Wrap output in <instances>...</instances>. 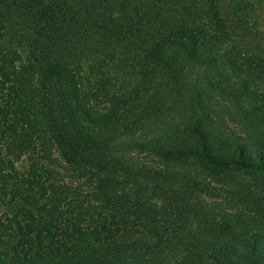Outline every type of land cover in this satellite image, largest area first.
I'll list each match as a JSON object with an SVG mask.
<instances>
[{"label":"trees","instance_id":"1","mask_svg":"<svg viewBox=\"0 0 264 264\" xmlns=\"http://www.w3.org/2000/svg\"><path fill=\"white\" fill-rule=\"evenodd\" d=\"M109 3L108 15L90 5L82 18L101 48L88 74L78 56L23 60L17 47L0 43V205L7 209L0 264H264V226L210 207L203 195L213 187L202 176L140 166L116 149L123 133L172 112L160 85H179L188 67L204 64L227 82L235 120L259 135L249 145L232 142L213 121L194 116L161 136L156 153L210 176L260 177L264 186V103L257 104L264 75L236 57L220 60L244 15L226 0ZM118 61L142 75L143 95L110 92ZM105 96L116 98L118 109L101 112ZM49 144L92 190L56 180L42 162L52 159ZM26 153L41 159L21 172L15 161ZM246 203L264 210L253 196Z\"/></svg>","mask_w":264,"mask_h":264},{"label":"rangeland","instance_id":"2","mask_svg":"<svg viewBox=\"0 0 264 264\" xmlns=\"http://www.w3.org/2000/svg\"><path fill=\"white\" fill-rule=\"evenodd\" d=\"M109 1H102L101 4L99 0H0V43L17 47L23 60L33 58L34 55H39L45 61L61 55L78 56L84 73L88 74L92 70L94 58L101 56V48L97 37L91 34L88 24L82 18L90 5H96V11L108 15ZM226 3L228 8H232L231 12L237 9L244 17L237 26L231 28L235 41L224 50L220 60L227 61V56L236 57L237 65L246 68L250 64L264 75V0H226ZM246 17L250 19L247 21ZM122 62L118 61L112 69L119 80L118 83L113 81L116 86L111 87L110 92L121 97L136 91L143 95L146 81L142 83V75L122 67ZM219 71L204 64H193L182 74L179 85L173 81H167L168 86L160 85L161 93L163 90L169 93L165 102L167 107L173 108L172 112L164 120L148 126L142 125L131 133H123L120 141L116 142V149L140 166L162 172L187 171L202 176L213 187V194L203 195L210 207L234 210V213L247 215L264 226V210L252 212L246 203L251 196L260 204L264 201V186L260 177L240 171L210 176L194 163L163 161L156 153L155 146L159 144L161 136L165 137L169 133L172 135L176 130L183 129L194 116L213 121L219 131L232 142L249 145L259 135L235 120L232 109L234 96L228 93L227 82ZM229 75L237 80L234 72ZM155 94L157 105L163 107L159 93L156 91ZM258 100L257 104L264 103V93ZM117 102L116 98L110 97L106 98V103L98 102L97 107L101 112L109 113V108L118 109ZM49 147L52 159H42V162L53 170L56 180L80 191L87 188L92 190V185L67 165L56 145L49 144ZM33 158L41 159L38 154H23L15 161L16 169L21 172L27 170ZM6 211V206L1 204L0 215Z\"/></svg>","mask_w":264,"mask_h":264}]
</instances>
